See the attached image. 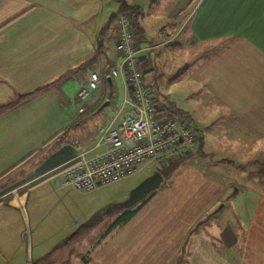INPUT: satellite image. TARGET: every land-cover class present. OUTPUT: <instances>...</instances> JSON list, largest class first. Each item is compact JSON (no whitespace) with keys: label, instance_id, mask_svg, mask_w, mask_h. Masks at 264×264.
Segmentation results:
<instances>
[{"label":"crops","instance_id":"crops-1","mask_svg":"<svg viewBox=\"0 0 264 264\" xmlns=\"http://www.w3.org/2000/svg\"><path fill=\"white\" fill-rule=\"evenodd\" d=\"M164 1L0 0V264L126 263L124 244L100 250L106 243L102 241L125 225L100 232L93 225L90 194L60 189L59 183L62 167L81 146L94 142L121 102L119 91L124 88L115 77H106L86 102L81 103L77 94L91 72L105 74L119 60L118 15L130 7L135 46L154 42L159 47L167 40L177 43L176 49L196 46L193 51L213 73L199 74L188 85L202 89L206 98L201 105L228 108L217 112L222 115L212 121V134L226 130L219 136L261 138L264 162V0H169L167 11L161 12ZM112 14L117 16L110 21ZM185 24L188 45L178 42L176 34ZM152 51L142 56L141 71ZM183 112L187 122L194 121ZM193 179L188 186L202 182ZM209 183L215 190L207 197L198 189L166 195L170 203L179 200V210L170 207L164 212L165 223L159 216L158 226L145 239L140 232L135 264H264V193L253 190L238 198L240 191H234L213 212L214 216L226 208L227 200L235 201L234 220L195 230L205 201H219L224 194L226 186L213 179H207ZM102 208L99 202L98 210ZM107 214L118 219L123 212L114 215L109 209ZM81 226H88V231L76 239ZM94 232L103 237L88 241ZM92 247L96 257L84 258ZM78 248L83 252L78 254Z\"/></svg>","mask_w":264,"mask_h":264},{"label":"rangeland","instance_id":"rangeland-1","mask_svg":"<svg viewBox=\"0 0 264 264\" xmlns=\"http://www.w3.org/2000/svg\"><path fill=\"white\" fill-rule=\"evenodd\" d=\"M167 1L169 0L164 1L165 3L162 4L159 11H167ZM196 4L197 2L195 1L192 6V13L195 11ZM130 12L125 10L122 13H127L129 15L131 23L130 28L136 39L134 30V24L136 23L134 20V12ZM145 13L147 17H149L147 14L148 10H146ZM188 26L189 25L185 24L180 27L181 30L176 31L177 36L180 35L182 38V40L179 41V37L178 42H184L187 45L190 43L187 40V35L189 33ZM173 42V40H167V42L159 47L155 46V48L151 49L153 50L152 53L148 58L146 57L145 63L141 65L142 73L144 76H147L146 73H148L149 78L148 80H145L144 77L143 84L153 96L156 106L158 107L160 119L171 118L181 121L185 120L186 123L188 118L183 111L185 110L192 115L194 121L191 122L189 120L188 124L197 140L196 151L190 155L176 157L168 162L160 164L155 161L147 162L140 167L136 175L110 184L87 196L88 202L93 199V225H98V229L100 228L99 231L105 233L107 229L111 227L112 223L114 224L117 220L116 216L115 218L108 217V215H111L107 214L109 209L114 211V215L116 212L121 214L127 210H135L138 204L128 209L123 207L129 198L131 191L145 178L152 175L154 172L159 171L160 168L167 169L181 161L174 172H166L163 170L166 177L161 186L149 199L151 202L148 201L149 204L146 207L144 206L145 210H142L143 212L140 211L137 216H134L128 223L124 224V228L120 229L112 236H109L108 239L102 241V243H106L100 250H105L106 247L111 248L113 245L120 248L122 244H124V260H126V263L124 262V264L136 263V238L139 236L140 232L143 234L139 237L145 239V236L148 237L150 235V232L148 231H152V229L155 230V224L158 226V221L161 220L165 223L166 217L164 216V212L166 213L170 207H176L179 210V200H177V204H175L174 201L170 203L167 199V194L174 196V194L179 195L183 191L189 192L192 189H198V194H204V196L207 197L211 195L207 194L210 190L211 193L215 190V186L212 185L213 187H211L210 183L209 185L205 184L207 179L217 181L221 184V187L226 186L224 187L225 190L224 194L221 196V200L218 201L215 199L212 202L205 201L204 216L200 217L202 224L198 226V229H200L205 224H210L211 222L218 223L221 221L222 223L223 221L234 220L233 215L236 214L235 210L238 206L237 202H231L230 200H227L228 204L226 208H223L220 213L213 216V212L218 208V205L224 202V198H226L227 195L229 196L232 194L234 191H240L238 198L252 192L253 190L264 193V173H262L261 169V166L264 167V162L261 158L260 152L262 147H259L261 138L254 136L250 137L247 134L220 137L219 135L224 134L226 130L212 134V121L215 119V116L222 115V113L218 114L217 112H228V108H224L220 111L215 105H201L203 103L202 98H206L203 97L201 93L202 89H195L197 85L189 86L188 84L196 82L195 77L199 74L203 75L206 72L210 74L213 73V67H208L210 64L206 67V64L204 63L205 59L193 51V49L196 48L193 43L188 45L189 47H193V49L182 47L183 49L181 50L176 49L177 47L173 48L177 45V43ZM153 44L154 42H151L149 46ZM168 44L172 47H166ZM136 47L138 46L136 45ZM149 52L150 50L148 53ZM214 73L218 72L216 71ZM203 91L205 92L207 90ZM119 92L122 102L124 97L122 86L121 91ZM209 102H211V100H209ZM161 108H168L167 110L169 112H164ZM225 122L226 119L223 118L222 123ZM229 141H231L232 145L229 144ZM262 142L264 145V139ZM194 177L199 178L202 181L197 183L195 188L193 186H188L187 184V181L194 180ZM228 199H230V197ZM106 201L107 203L103 204ZM99 202L101 207H103L101 210H98ZM229 205L231 211L228 210ZM159 216L160 220H158ZM163 218L165 219L163 220ZM136 228L139 230L138 235H136ZM103 233L94 232L88 241H98ZM105 238L106 235L104 239ZM93 245H96V243ZM79 248L78 254L83 252V250ZM89 256L96 257L94 248L90 250V252L87 251L86 255L83 257H86L87 259Z\"/></svg>","mask_w":264,"mask_h":264},{"label":"built area","instance_id":"built-area-1","mask_svg":"<svg viewBox=\"0 0 264 264\" xmlns=\"http://www.w3.org/2000/svg\"><path fill=\"white\" fill-rule=\"evenodd\" d=\"M130 24L127 13L119 14L115 42L119 60L105 74L91 72L77 94L81 103L86 102L106 77H115L122 81L123 100L98 129L94 142L81 146L76 156L62 167L60 189L92 194L136 175L147 162H168L197 149L190 126L178 119H160L139 69L141 57L155 46L136 47ZM85 111L83 104L79 112Z\"/></svg>","mask_w":264,"mask_h":264},{"label":"water","instance_id":"water-1","mask_svg":"<svg viewBox=\"0 0 264 264\" xmlns=\"http://www.w3.org/2000/svg\"><path fill=\"white\" fill-rule=\"evenodd\" d=\"M117 16V14H112L110 16V21ZM164 176L156 171L152 175L145 178L137 187H135L131 193L126 203L123 205L124 208H131L138 203L144 201L148 195L156 191L162 184Z\"/></svg>","mask_w":264,"mask_h":264},{"label":"trees","instance_id":"trees-1","mask_svg":"<svg viewBox=\"0 0 264 264\" xmlns=\"http://www.w3.org/2000/svg\"><path fill=\"white\" fill-rule=\"evenodd\" d=\"M128 7V5L126 6ZM134 10V7H130V9H128V11H132ZM131 13V12H130ZM26 96V95H25ZM22 96V97H25ZM185 122V120H184ZM187 125L189 126L188 122L186 121ZM186 158V157H185ZM179 163H181V161H179L177 164H175L174 166H171L170 168L168 167L167 169H161L159 170V172L164 176L165 179V173L163 170H165L166 172H174L175 169L178 167ZM262 173H264V167L262 168ZM154 195V192L152 194H150L144 201H142L135 210H127L123 213V215H121L116 222L110 227L109 231L116 227V226H120V225H124L126 223H128L134 216H136V214L144 207V205L149 201V199ZM202 222L198 223L195 227V230L198 229V226L201 225ZM88 231V226H81L78 231L76 232V234L73 236L76 239H79L81 237H83Z\"/></svg>","mask_w":264,"mask_h":264},{"label":"flooded vegetation","instance_id":"flooded-vegetation-1","mask_svg":"<svg viewBox=\"0 0 264 264\" xmlns=\"http://www.w3.org/2000/svg\"><path fill=\"white\" fill-rule=\"evenodd\" d=\"M140 203H138V205H139Z\"/></svg>","mask_w":264,"mask_h":264}]
</instances>
